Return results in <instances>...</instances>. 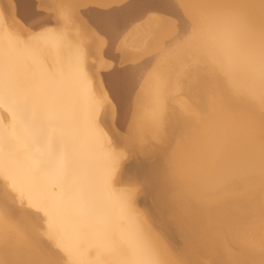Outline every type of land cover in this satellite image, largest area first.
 I'll return each instance as SVG.
<instances>
[{
    "label": "bare ground",
    "instance_id": "bare-ground-1",
    "mask_svg": "<svg viewBox=\"0 0 264 264\" xmlns=\"http://www.w3.org/2000/svg\"><path fill=\"white\" fill-rule=\"evenodd\" d=\"M132 1L89 8L101 31L84 34L78 21H32L56 8L64 18L55 0H0V231L48 264H261L260 0H192L196 33L160 62L154 50L146 72L109 60L110 31L142 7L172 8ZM197 60L206 86L194 100L181 87ZM130 117L135 138L122 131ZM12 258L0 248V262Z\"/></svg>",
    "mask_w": 264,
    "mask_h": 264
},
{
    "label": "rangeland",
    "instance_id": "rangeland-1",
    "mask_svg": "<svg viewBox=\"0 0 264 264\" xmlns=\"http://www.w3.org/2000/svg\"><path fill=\"white\" fill-rule=\"evenodd\" d=\"M132 1V0H131ZM130 0H105L103 3H101V5H95V6H90L89 8L90 9H92V8H95L96 10H99V11H108V10H111V9H113V8H117V6L118 5H120V6H122L121 4H123V6L125 5V4H128V2H131ZM167 1H169V3L171 4V8H172V10H165V8H159V7H153V6H145V7H142L135 15H133L131 18H129V19H127L126 21H120L119 23H118V25H114V27L112 28V31H110L111 33L113 32L114 34H113V38H115V40H116V37H118V36H124L125 37V45L126 46H129L130 45V47H132L133 45H131V44H133V42H134V46H140L141 44V46L140 47H143L144 46V48H146L147 49V51H149V49H150V51L149 52H146V54L145 55H142V56H140L138 59H134V61H133V59L132 60H130V59H128V58H124L123 59V57L121 58V54H122V51H121V49L116 45V43H115V40L112 38V41H113V47H112V49H111V56L109 57V60L110 61H112L113 63H115V62H117L116 64H118V67H128V65H130V66H140V65H142V64H145L149 59H152V57H156V54L155 55H151V54H153L154 52V50H158V51H156V53L157 52H164V53H162L161 55H160V58L158 57V55H157V57H156V59H154L153 58V60H154V62L156 63L157 61H158V59L160 60L162 57H164L165 55L164 54H169V52L171 53V52H173L174 50H176V49H178L179 47H181L182 45H183V43H186L187 41V38L189 39V37L191 38V36L193 35V34H195L196 32H195V29H197L196 27H195V25L193 26L192 24H191V20H190V18H189V16H188V9H189V7H190V9H191V7L193 8L194 6L193 5H195V3H191V1L192 0H167ZM180 1H181V3H180ZM194 1V0H193ZM202 1V0H201ZM70 2H71V4H70ZM127 2V3H126ZM135 2V1H134ZM145 2H147V1H145ZM203 2H205V1H203ZM74 3V4H73ZM132 3H133V1H132ZM185 3H186V5H185ZM190 5H189V4ZM55 4H57L56 6H58V7H62L63 5H70L71 6V10H72V8H74L73 10H72V12L74 13V15L72 14V20L73 21H78L77 23H78V26L80 25H82V27H80V31H81V33H84V34H92V33H94L95 34V30H97V31H101L100 30V28H98L97 26L96 27H94V23H95V21H100L99 20V18L96 16V17H94V16H91L89 13V11L90 10H88L89 8L88 7H81V9L79 10L77 7H76V2H75V0L73 1V0H55ZM176 4V5H175ZM180 4H181V6H180ZM188 4V5H187ZM74 5V7H72ZM145 5H147V4H145ZM177 6V7H176ZM186 6V7H185ZM189 6V7H188ZM108 7H111V8H109V9H107ZM148 7V8H147ZM184 7V9H182ZM178 8H180V11L178 12L177 10H178ZM152 9V10H151ZM187 9V10H186ZM144 10V11H143ZM184 11V13L182 12L181 13V11ZM186 10V11H185ZM56 11H57V8L54 10V12H44L43 14H42V16L41 17H39V18H37L36 20H32V21H47V19H49V18H51V20L52 21H66V19H64L63 18V16L62 17H60V16H58V13H57V15H56ZM75 11H77L76 13H75ZM143 11V12H142ZM162 13H161V12ZM176 11V12H175ZM154 14H153V13ZM174 12V13H173ZM163 13H165L166 15H169V16H171L172 17V15H173V17H177V19H178V22H177V19L175 20V18H173V20H171V18H169L168 16V19L167 20H171V21H173V25L174 24H177V25H175V27H172V22L171 21H168L167 23H166V21H165V18L164 17H166L165 16V14H163ZM171 15H170V14ZM163 18V20L165 21V23L168 25V23H169V25L172 27V29H171V27L170 26H168L169 28H167V27H165V26H163L164 28H166V29H162V25L164 24V21L162 20V19H160V16ZM156 15V16H155ZM175 15V16H174ZM80 16V17H79ZM149 18H148V17ZM52 17L54 18V20L52 19ZM87 17V18H86ZM157 17V18H156ZM179 17V18H178ZM185 17V18H184ZM188 17V18H187ZM155 18H156V20H158V21H156L155 20ZM63 19V20H62ZM86 19V20H85ZM153 19V20H152ZM180 19V20H179ZM71 20V21H72ZM89 22H88V21ZM160 20H161V22L163 23H160ZM81 21V22H80ZM92 21V22H91ZM146 21V22H145ZM150 21V22H149ZM174 21H175V23H174ZM183 21V22H182ZM94 22V23H93ZM145 22V23H144ZM155 22V23H154ZM190 23V24H187V23ZM82 23V24H81ZM86 23H91L92 25H90V26H92V27H94L93 28V30H91V28L92 27H89V24H86ZM150 23V24H149ZM159 23V24H158ZM88 25V27L86 26V25ZM149 24V25H148ZM160 24H162L161 26H160ZM145 25V26H144ZM159 25V27L161 28V29H159V27H157ZM186 25V26H185ZM192 27H191V26ZM85 26H86V28H85ZM150 26V27H149ZM178 28H180V30L178 31L177 29V27ZM58 26H53L52 28H57ZM140 27V28H139ZM185 27H186V29H185ZM189 27V28H188ZM90 28V29H89ZM151 28V29H150ZM176 28V29H175ZM193 28V29H192ZM59 29H60V27H59ZM86 29V30H85ZM95 29V30H94ZM117 31H116V30ZM168 29H170V31L168 30ZM183 29V30H182ZM57 30V29H56ZM138 30V31H137ZM148 30V31H147ZM164 30H168V31H166V32H164L163 33V31ZM184 30H186V32L184 31ZM189 30H191L190 32H187V31H189ZM83 31V32H82ZM194 31V32H193ZM86 32V33H85ZM139 32V34L140 35H137L136 33H138ZM161 32V34H159ZM168 32L170 33V34H168ZM116 33V34H115ZM154 33V35H152ZM192 33V34H191ZM136 34V39L134 40V38H135V35ZM143 34V35H142ZM147 34V35H146ZM171 35V36H170ZM189 35H191V36H189ZM144 36V37H143ZM149 36V37H148ZM169 36V37H168ZM132 38V41H131V38ZM151 37H153V38H151ZM141 38V39H140ZM162 38H166V39H162ZM184 38H186L185 39V41H184ZM139 39H140V41H139ZM155 39H157V40H155ZM110 40V39H109ZM131 42H130V41ZM137 40V41H136ZM154 40V41H153ZM163 40V41H162ZM143 41V42H142ZM155 41H156V43H155ZM182 41V42H181ZM127 43V44H126ZM129 43H131V44H129ZM136 43H139V44H136ZM141 43V44H140ZM147 44V45H146ZM152 44H154V45H152ZM181 44V45H180ZM152 45V46H151ZM162 45H164V46H162ZM133 46V47H134ZM118 47V48H117ZM149 47V48H148ZM167 47H170V48H167ZM116 48H117V50H116ZM165 48H166V50H165ZM164 49V50H163ZM172 50V51H170V50ZM121 51V52H120ZM151 52V53H150ZM153 52V53H152ZM166 52V53H165ZM149 53H150V55H149ZM158 53V54H159ZM162 56V57H161ZM158 58V59H157ZM130 61V63H128ZM191 61H193L192 59H191ZM196 61V60H195ZM194 61V64L196 63ZM136 62H137V64H136ZM144 62V63H143ZM158 62H160V61H158ZM122 63H124V65H122ZM139 63V64H138ZM191 62L189 61V64H190ZM197 63L199 64V66H197L198 67V70H196V71H193V70H195V65H191V67L193 66L194 67V69L193 68H191V71H190V73L186 76L187 77V79L184 81L185 83H186V85H183L182 87H181V90L182 89H185V92H187L188 94H190V96H189V98L190 99H197L198 97H201L202 96V94L200 93V92H197V90H199L200 88H202L203 86H206V82L205 81H203V78H205V72L206 71H204V70H201V68H203V67H205V66H203L201 63H199L198 62V60H197ZM154 64V63H153ZM152 64V65H153ZM193 64V63H192ZM200 64H201V66H200ZM190 66V65H189ZM197 69V68H196ZM205 69V68H204ZM184 86H186L185 88H184ZM204 114V113H203ZM201 112H197V113H193V114H191V117L194 119V118H198V120H199V117H201L202 115H203ZM188 116V113L186 114V117ZM184 117V116H183ZM183 117H181V118H179V120H182L183 119ZM185 117V118H186ZM186 121V120H185ZM179 122H181V121H179ZM183 122V121H182ZM188 153H186L185 152V150H183V151H180V155L177 157V158H182V157H184V158H188ZM185 161H187L186 159H185Z\"/></svg>",
    "mask_w": 264,
    "mask_h": 264
},
{
    "label": "snow or ice",
    "instance_id": "snow-or-ice-1",
    "mask_svg": "<svg viewBox=\"0 0 264 264\" xmlns=\"http://www.w3.org/2000/svg\"><path fill=\"white\" fill-rule=\"evenodd\" d=\"M259 7L261 15L264 17V0H260ZM62 11L66 21L70 23L72 20L71 6L63 5ZM124 41V36H118L116 37L115 43L121 49L122 54L128 59H138L140 56L146 54V48L139 46L129 47L125 45ZM149 67L150 65L148 63L140 65V69L145 72L148 71ZM122 131L129 138H135L143 131V127L140 123L130 117L128 124L125 129H122ZM0 248L10 249L14 252V258L5 259L0 262V264H48V261L30 253L22 240L17 239L7 231H0ZM261 264H264V260L261 261Z\"/></svg>",
    "mask_w": 264,
    "mask_h": 264
}]
</instances>
